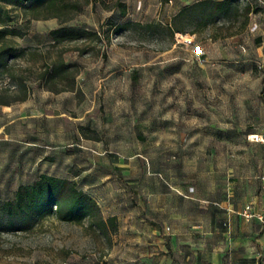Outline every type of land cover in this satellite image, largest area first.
<instances>
[{
  "label": "rangeland",
  "instance_id": "1",
  "mask_svg": "<svg viewBox=\"0 0 264 264\" xmlns=\"http://www.w3.org/2000/svg\"><path fill=\"white\" fill-rule=\"evenodd\" d=\"M52 1L0 0V30L17 34L0 39L9 50L1 55L0 111L33 100L25 122L11 118L10 141L0 143V202L45 174L74 181L96 199L102 219L115 222L101 231L89 220L46 216L30 229L0 232V264H212L194 260L191 247L183 257L185 244L171 251L168 231L134 238L132 219L156 221V213L145 218L143 193L126 192L129 176L113 179L112 157L135 154L131 175L174 194L170 181L186 173L181 143L193 142L187 154L207 159L218 180L264 171V144L248 138L264 128V80L255 64L264 58V0H231L227 12L214 10L223 0L188 7L175 26L195 34L189 46L162 24L166 0ZM59 26L85 32L54 41L48 33ZM57 61L69 68L51 79L46 66Z\"/></svg>",
  "mask_w": 264,
  "mask_h": 264
},
{
  "label": "crops",
  "instance_id": "2",
  "mask_svg": "<svg viewBox=\"0 0 264 264\" xmlns=\"http://www.w3.org/2000/svg\"><path fill=\"white\" fill-rule=\"evenodd\" d=\"M207 1L215 0H166L164 2L166 11L161 15V22L168 28L185 9ZM174 35L195 38V34L183 35L181 31L175 32ZM234 42L242 47L241 39L237 41L235 39ZM256 43L258 49H261V39H256ZM26 103L24 101L18 107L1 106L0 135L3 138L0 139V143L4 142L7 145L10 141L9 134L12 131L10 128H13L10 127L11 118L20 116V122L24 123L26 118L22 116V111L27 109L33 111V100H28ZM185 130L187 131L188 128H185L184 132ZM181 145L183 146L181 166L182 171L186 170V173L183 181L178 184L170 181L172 184L170 187L176 194L165 191L160 185L153 190L152 185L151 188L148 184L143 186L137 177H133L130 167L134 166L135 154L113 155V179L129 176L127 183L129 188L126 192L131 198L143 193L142 195L147 199L144 209L145 218L156 213L153 214L156 221L142 220L137 216L132 219L135 228L132 232L134 238L150 241L149 239L154 236H159L161 230H165L168 231L166 244L171 245L169 248L171 251L179 244H185L186 248H182L183 257H191V253H187L189 247L190 252L195 249L193 254L196 261L212 264H219L224 260L230 264H264V251L262 253L258 251L261 248L264 250V239L258 237L259 232L264 233V231L255 218L246 221L240 216L246 205H249L254 213L264 210V191L261 190L259 180V177L264 175V171H250L241 176L230 171L229 175L218 180L216 173L208 170L207 159H199L187 154V150L195 149L193 142L181 143ZM131 146L132 144L130 149ZM198 166H205L204 172L198 169ZM108 176V174L104 175V177ZM139 178H142L144 183L148 181L145 175Z\"/></svg>",
  "mask_w": 264,
  "mask_h": 264
},
{
  "label": "trees",
  "instance_id": "3",
  "mask_svg": "<svg viewBox=\"0 0 264 264\" xmlns=\"http://www.w3.org/2000/svg\"><path fill=\"white\" fill-rule=\"evenodd\" d=\"M18 6L29 7L48 6L52 0H3ZM231 0H223L215 5V12H227ZM122 15L125 11L122 10ZM180 13L179 17H181ZM178 17V18H179ZM177 20V19H176ZM172 21L168 27L171 34L181 31ZM85 29L59 26L51 30L48 35L54 41H64L67 39H77ZM119 30V28H118ZM17 35L13 29L0 30V39L6 36ZM9 50L0 49V68L5 66L1 55H6ZM69 67L61 61L46 66V73L49 78H59ZM73 89V86L69 90ZM25 96L15 101H24ZM3 105V103H1ZM52 216L61 222L80 224L84 220H89L91 225L104 231L106 224L113 227L115 218L102 219L100 209L92 196L76 187L72 180L57 178L42 174L33 183L23 185L16 189L12 199L0 202V232H19L30 229L39 219Z\"/></svg>",
  "mask_w": 264,
  "mask_h": 264
},
{
  "label": "built area",
  "instance_id": "4",
  "mask_svg": "<svg viewBox=\"0 0 264 264\" xmlns=\"http://www.w3.org/2000/svg\"><path fill=\"white\" fill-rule=\"evenodd\" d=\"M258 1L261 3V0H258ZM249 31L251 33L257 32L258 31V25L256 23H252ZM192 41L193 40L191 37H188V38L184 37L179 42H181L185 46H189L192 44ZM255 64H256V68L258 69L260 75L262 76V78L264 80V58L260 59ZM262 96L264 98V84H263V88H262ZM248 138L250 141L257 142L260 144H264V128L260 134L249 135ZM259 180L261 183V190L264 191V175H261L259 177ZM240 216L246 221H249V220L255 218L258 221V223L260 224L261 229L264 231V210L261 212H258V213H254V212H252L250 206L246 205L243 208V210L241 211ZM226 226L228 228V225H226Z\"/></svg>",
  "mask_w": 264,
  "mask_h": 264
}]
</instances>
